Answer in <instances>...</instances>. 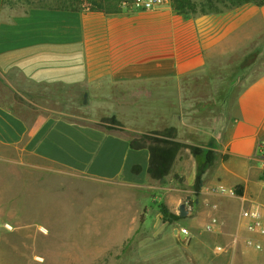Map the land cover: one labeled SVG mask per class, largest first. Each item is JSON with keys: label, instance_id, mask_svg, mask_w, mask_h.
Instances as JSON below:
<instances>
[{"label": "crops", "instance_id": "0c3cea01", "mask_svg": "<svg viewBox=\"0 0 264 264\" xmlns=\"http://www.w3.org/2000/svg\"><path fill=\"white\" fill-rule=\"evenodd\" d=\"M8 3L0 0V218L14 225L25 248L37 234L64 236L66 248H49L47 264H99L107 257L136 264V256L125 255L136 251L129 245L133 239L171 234L194 237L181 250L205 251L212 264L211 245L201 232L216 217L217 239L229 247L231 259L264 264V236L250 233L241 214L258 207L264 223V70L242 90L237 115L223 131L178 117L177 141L214 152L199 196V162L190 149L179 152L170 174L159 181L148 172V147L131 146V139L160 129L154 109L180 100L182 95L171 92H180L187 77L206 73L218 59L248 58L251 52L264 64V5L192 15L172 5L154 11L48 8L3 19ZM59 95L70 106L81 101L88 115L59 112L48 103ZM113 116L129 133L101 123ZM77 185L82 208L69 223L64 206L73 200L66 195ZM30 203L33 225L22 215ZM161 206L182 219L165 221ZM180 225L190 237L180 234ZM9 236L0 227L2 253L5 242L14 245L16 237ZM248 238L263 249L249 248Z\"/></svg>", "mask_w": 264, "mask_h": 264}, {"label": "rangeland", "instance_id": "374dc122", "mask_svg": "<svg viewBox=\"0 0 264 264\" xmlns=\"http://www.w3.org/2000/svg\"><path fill=\"white\" fill-rule=\"evenodd\" d=\"M58 1L11 0V3L5 6L2 18L6 19L8 17L9 19H14L24 14L32 13L33 9L48 10V8H55L56 4H64V0ZM193 1L200 3L202 0ZM71 5L77 8L83 7V9L93 7L90 3L85 2V0H83L82 4H75V2L70 4L65 0L64 6L69 8ZM57 9L65 10L62 8ZM224 11L226 9H223L222 12ZM263 70L264 64L262 63L260 66L256 58V53L253 52L250 53L248 58L235 56L234 58L218 59L206 73L187 77L183 81V84L180 85V92H171V97L177 96V94L182 95L180 100L175 99L169 101V107L167 108L154 109L155 112H158L157 119L160 120V129L147 130L140 138L136 137L131 140H138L140 143L145 141L150 142V140L143 136H160V134H167L169 129H174L172 134L177 139L178 127L180 126L178 117L180 118L182 116H185L187 125H197L206 130H211L214 133L223 131L230 118L237 115V102L242 90L257 78ZM58 97L57 101L52 99L48 100V103L52 104V107L56 106L59 112L74 115H88L89 109L85 108L81 102L82 94L80 96L81 101H76V104L71 102L72 106L69 105V101L62 99L63 96L59 95ZM178 104H180L179 107H177ZM109 118L111 117L102 118L101 123L104 125L111 123L104 121ZM123 118L125 122L128 121L129 117L128 115H124ZM115 124L121 127L119 129L129 133V130H125L122 127L121 122L118 121ZM181 130L183 129L181 128ZM130 134H133V132H130ZM189 135H182V138L189 139L191 138ZM66 196V198H72L73 200L72 203L68 202L65 206L62 205L66 210L70 223L77 219L81 212L82 186H75L73 194L68 193ZM187 202L188 204L193 203L190 198L187 199ZM22 215L26 217L28 223L32 225L35 223V212L32 203L23 206ZM181 227L185 226L180 225L177 230L179 231ZM216 230L207 232L204 227V231L201 232L203 234L201 238L211 245V254L215 259L212 264H246L239 258L231 259V256L228 255V253L230 254L228 251L229 247L217 239ZM4 232L10 235L9 238L16 237V239L11 240L14 242V245L12 243L7 244L6 242L3 244V249L6 252H0V264H47V251L50 250L49 248L61 252L66 248V244L68 243L64 236L45 237L44 235L37 234L27 239L25 248V245L20 241L21 237L17 236L15 231L8 232L4 230ZM194 240V237L188 240H182L181 237L176 236L175 238L171 234L152 237L137 236L129 244L132 250L134 249L133 247H136V251H127L125 255L136 256L139 260L136 264H207L209 258L205 251L199 250L194 253L181 250V247H184V245L195 243ZM219 245L223 246L222 251L216 250V247ZM246 245L256 251H261L249 246L247 242ZM115 253L117 252L113 251L112 253H108L107 256H114L116 255ZM36 256H43L46 258V261L39 262L35 259ZM112 259L107 257L104 262H99V264H125L123 261H117L118 259L116 260L114 257Z\"/></svg>", "mask_w": 264, "mask_h": 264}, {"label": "trees", "instance_id": "16d2710c", "mask_svg": "<svg viewBox=\"0 0 264 264\" xmlns=\"http://www.w3.org/2000/svg\"><path fill=\"white\" fill-rule=\"evenodd\" d=\"M58 1V0H56ZM68 3L82 4L83 0H66ZM59 2V1H58ZM93 7H88V10H106L114 11L120 7V0H97L88 1ZM65 4V0H64ZM64 4H56L55 8H62L65 10L79 11L83 7L77 8L74 6L66 7ZM104 4V5H103ZM246 4H255L262 6L264 5V0H202L200 3H196L193 0H172V6L174 10L179 14L192 15V14H211L220 13L223 9H231L240 7ZM109 7V8H107ZM105 122L118 123L116 117H111L105 119ZM174 129H169L167 134H160L156 137H146L150 140V144L146 146L145 143H140L138 140H131V146L135 149H142L148 147L150 150V166L148 169L149 174L153 179L163 181L170 174L173 164L183 148L190 149L191 153L199 162V169L196 176L194 191L195 195L199 196L201 190L204 187L203 175L214 163V152L212 150H207L195 145H187L179 142L175 139L172 134ZM141 171L140 166L133 167L134 173H139ZM161 211L165 221H179L182 219L180 216L172 215L169 213L166 207L161 206Z\"/></svg>", "mask_w": 264, "mask_h": 264}, {"label": "built area", "instance_id": "2783aa9c", "mask_svg": "<svg viewBox=\"0 0 264 264\" xmlns=\"http://www.w3.org/2000/svg\"><path fill=\"white\" fill-rule=\"evenodd\" d=\"M172 5V0H120V7L124 10L128 11H154L160 9L161 7ZM261 147H264V142H262ZM222 192L226 190L221 188ZM234 194V191H231ZM242 217L248 220L247 229L250 233L259 234L264 236V223H263V216L260 208L253 207L250 209H243L242 210ZM220 224L219 220L216 217H213L205 226V230L207 232H212L216 229V227ZM0 227L8 232L15 231V227L12 223L3 221L0 218ZM43 232L46 231L45 228L41 229ZM180 234L188 238L190 237V231L188 228L181 227ZM247 244L257 250H262L263 245L261 242H258L252 238H248ZM216 250L222 251L223 246H217ZM43 256H36L35 259L39 262H42Z\"/></svg>", "mask_w": 264, "mask_h": 264}, {"label": "water", "instance_id": "95a60500", "mask_svg": "<svg viewBox=\"0 0 264 264\" xmlns=\"http://www.w3.org/2000/svg\"><path fill=\"white\" fill-rule=\"evenodd\" d=\"M187 210H186V206H185V204H182L181 206H180V215L182 216V217H185V216H187Z\"/></svg>", "mask_w": 264, "mask_h": 264}, {"label": "bare ground", "instance_id": "6f19581e", "mask_svg": "<svg viewBox=\"0 0 264 264\" xmlns=\"http://www.w3.org/2000/svg\"><path fill=\"white\" fill-rule=\"evenodd\" d=\"M42 258V260H45V258L44 257H41Z\"/></svg>", "mask_w": 264, "mask_h": 264}]
</instances>
